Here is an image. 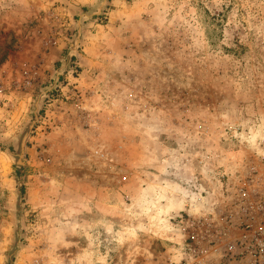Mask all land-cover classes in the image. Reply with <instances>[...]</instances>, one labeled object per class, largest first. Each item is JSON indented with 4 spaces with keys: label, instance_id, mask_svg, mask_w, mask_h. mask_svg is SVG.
Returning <instances> with one entry per match:
<instances>
[{
    "label": "rangeland",
    "instance_id": "obj_1",
    "mask_svg": "<svg viewBox=\"0 0 264 264\" xmlns=\"http://www.w3.org/2000/svg\"><path fill=\"white\" fill-rule=\"evenodd\" d=\"M262 222L264 0H0V264H245Z\"/></svg>",
    "mask_w": 264,
    "mask_h": 264
},
{
    "label": "built area",
    "instance_id": "obj_2",
    "mask_svg": "<svg viewBox=\"0 0 264 264\" xmlns=\"http://www.w3.org/2000/svg\"><path fill=\"white\" fill-rule=\"evenodd\" d=\"M104 158V154H100ZM242 254L245 264H264V222L255 228L247 227L243 236Z\"/></svg>",
    "mask_w": 264,
    "mask_h": 264
}]
</instances>
